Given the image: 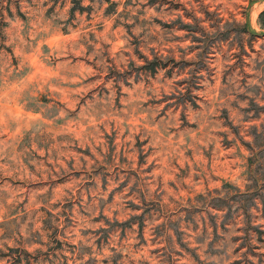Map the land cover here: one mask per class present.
Returning <instances> with one entry per match:
<instances>
[{"label":"rangeland","instance_id":"obj_1","mask_svg":"<svg viewBox=\"0 0 264 264\" xmlns=\"http://www.w3.org/2000/svg\"><path fill=\"white\" fill-rule=\"evenodd\" d=\"M0 264H264V0H0Z\"/></svg>","mask_w":264,"mask_h":264}]
</instances>
